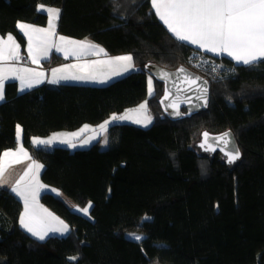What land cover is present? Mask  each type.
<instances>
[{
  "label": "trees",
  "instance_id": "1",
  "mask_svg": "<svg viewBox=\"0 0 264 264\" xmlns=\"http://www.w3.org/2000/svg\"><path fill=\"white\" fill-rule=\"evenodd\" d=\"M41 5L60 9V34L88 38L110 55L130 53L137 69L104 85L62 82L19 93L16 81L7 83L0 154L18 145L19 125L23 144L44 165L42 181L92 208L87 217L45 191L42 203L71 229L40 240L20 225L19 196L0 187V264H264V63L214 57L234 66L221 77L195 67L200 51L175 39L151 0H0V34H15L25 47L18 23L47 25ZM62 61L54 54L46 64ZM149 62L169 69L184 64L207 77L209 108L179 120L164 116V84L147 73ZM146 99L153 123L112 125L107 147L100 141L75 150L33 143L99 124ZM227 129L242 150L236 163L196 147L204 130Z\"/></svg>",
  "mask_w": 264,
  "mask_h": 264
},
{
  "label": "snow or ice",
  "instance_id": "2",
  "mask_svg": "<svg viewBox=\"0 0 264 264\" xmlns=\"http://www.w3.org/2000/svg\"><path fill=\"white\" fill-rule=\"evenodd\" d=\"M151 7L155 11V15L166 26L167 30L178 41L186 44L195 45L199 49L207 52L216 53L218 55L226 54L238 65L252 66L256 63H264V0H151ZM43 10V5H41ZM48 27L39 28L25 23H18V27L27 37L28 58L33 63H39L41 57H47L50 51L54 48L58 52H63L67 56H76L79 58L82 55H87L93 52L99 55L104 52V49L98 45H94L86 40H73L64 36L57 37L55 21L59 18V9H47ZM20 45L16 42L11 34L7 38L0 37V100L4 99V82L9 77H14L20 82V89L31 88L35 84L42 82L43 72H36L34 69L27 67H18L12 61H19ZM92 65L96 64H115L118 70L112 72L113 75H118L121 72H127L133 69V57L131 54L112 57L107 61H92ZM90 65H84L87 68ZM77 65H63L60 68L52 69L53 80L51 83H59L60 80L76 79L89 80L96 79L91 75H59L57 73H65L67 69L76 68ZM145 67H149L145 65ZM216 69L213 68V71ZM183 74L182 83L189 86H196L200 92L198 100H203L204 105L207 104V81L198 84L201 80L199 76L193 77L183 67L177 70ZM171 76L170 73L163 72L162 78L167 79ZM181 89L177 87L179 92ZM153 93V79L148 77V94ZM171 92L166 88L164 99L166 100ZM187 102H191L190 98L186 97ZM168 107L177 109L175 115L180 116L182 113L178 111L179 105L176 100H173ZM136 112L134 123L147 126L151 123V116L147 115V101L140 104L138 109L130 110ZM132 119L129 115L111 117L112 121ZM109 121H105L100 125L101 129H105ZM88 125H85L86 129ZM84 129H81L83 131ZM21 128L17 125V139L21 138ZM72 136L78 133L70 134ZM230 132H225L215 139L222 141L225 145L230 143ZM204 142L201 147L208 144L209 133H203ZM56 136L47 140L34 138L33 143L51 144ZM63 142L70 143L65 140ZM84 140L83 143H88ZM107 143V140H105ZM75 147L74 144L71 145ZM215 151L211 145L208 149ZM21 157L31 159L26 150L21 145L15 150H6L0 154V184L8 183L6 173L13 164L21 162ZM226 157L228 163H233L240 157L238 149L227 151ZM41 165L35 161L28 166L24 175L21 176L12 185V191L19 196L24 202V211L20 215L21 226L30 232L33 236L40 240H44L50 232H58L61 234L70 231L66 225L58 217L48 213L46 209L38 211L37 197L39 190L44 186L36 179ZM32 179L26 183L25 177L33 171ZM79 211L87 214L89 207L79 209ZM150 219V218H145ZM134 239L142 241L145 237L141 234H136ZM71 259L75 260L76 257Z\"/></svg>",
  "mask_w": 264,
  "mask_h": 264
},
{
  "label": "crops",
  "instance_id": "3",
  "mask_svg": "<svg viewBox=\"0 0 264 264\" xmlns=\"http://www.w3.org/2000/svg\"><path fill=\"white\" fill-rule=\"evenodd\" d=\"M49 8H52V9H59V8H56V7H46V6H43V10H41V7H40V10L41 11H44L47 13V9ZM60 10V9H59ZM48 14V13H47ZM59 18H60V13H59ZM59 18L55 21V25H56V28H55V31H56V34H57V37L59 36H64V37H67V38H70V39H73V40H86L94 45H98L100 48L104 49V52H101L99 55H96L94 54L93 52H89V54L87 55H82L80 56L79 58H77L76 56H65L63 54V52H58L56 51L54 48L50 51L49 55L47 57H41L39 59V63H33L29 58H28V51H27V37L24 35L23 31L18 27L20 33L24 36V38L26 39V45L25 47H23V45L21 44L20 40L18 39V37L15 35V34H12L11 35L14 37V39L16 40V42L20 45V60L19 61H12L11 63H15L17 64L18 67H27V68H31V69H34L36 72H43L44 75L43 77H41L40 79L42 80L41 83L39 84H35L33 87L31 88H25L23 91H21L20 89V82L18 79H15L14 77H9V79H7L5 82H4V99L3 100H0V103H2L5 99H6V85L8 82L10 81H16L17 82V86H18V92L19 93H24L26 91H29V90H32L34 88H37V87H40L42 85H46V84H49V85H58L59 83H62V82H81L79 80H71V79H68V80H60L59 83H51L50 81L53 80V73H52V69L54 68H60L61 66L63 65H77L76 68H71V69H67L65 71V73H57V76L59 75H67V74H70V75H91V76H96V75H99V74H102L103 71H104V67H106L107 64H96V65H92L91 62L92 61H107L108 59H110L111 57H114V56H118V55H110L108 53V51L101 45L95 43L94 41L86 38V39H76V38H72V37H68V36H65V35H62L58 32V23H59ZM49 19V17H48ZM19 23H25V24H28V25H32V26H35V27H39V28H47L48 27V23L47 25L45 26H38V25H34L32 23H28V22H19ZM8 35V34H7ZM7 35H1L0 34V37H3V38H7ZM193 47H195L196 49H198L200 52H203L209 56H212L213 58L217 57V58H223V57H226L228 59H230L231 61H233L234 63H236L234 60H232L230 57H228L226 54H221V55H218L216 53H211V52H207L205 50H202V49H199L197 46L195 45H192ZM54 54H58L60 56H62L64 58V61L62 62H59V63H56V64H46V61L49 60ZM120 55V54H119ZM25 56L28 58V62L25 63V62H22V57ZM90 65L88 67V69H86L84 67L83 70H79V66L81 65L82 67L84 65ZM100 66V67H98ZM96 68H99V70L97 72H93V71H89L87 73H83L84 70H93V69H96ZM85 83V82H84ZM34 138H38V137H34ZM33 138V139H34ZM23 145V148L26 150V152L28 153V155L30 156L31 159H25L23 157H21V162L18 163V164H13L7 171L6 173V179L8 181V183L6 184H0V187H4V188H9V189H12V186L9 185L10 182H13L15 183L16 180H18L21 176L24 175L25 171L28 169V166L32 163V161H35L37 164L38 162L33 158L32 154L30 153V151L28 150V148L25 147V145L23 144L22 142V134H21V138L18 142V145L15 147V148H12V149H7V150H15L17 149L20 145ZM36 145V144H34ZM6 151V150H5ZM41 164V167L39 168V171H38V176L39 174H42V171H43V168H44V165L42 162H40ZM35 170L33 171H30L29 172V175H32V173L34 172ZM41 176V175H40ZM36 177H37V173H36ZM43 182V181H42ZM22 183H26L25 181L22 182ZM44 183V182H43ZM45 186L43 188H41L39 190V192H44V191H54L53 187L52 188H49L51 186H48V184L44 183ZM23 201V200H22ZM24 203V202H23ZM43 208L39 207V210H42ZM24 211V209H23ZM22 211V212H23ZM21 225V224H20ZM23 228V227H22ZM24 229V228H23ZM26 230V229H24ZM27 231V230H26ZM28 232V231H27ZM29 234H31L30 232H28ZM32 235V234H31ZM50 235V234H48ZM33 236V235H32ZM35 237V236H33ZM48 237V236H47ZM37 238V237H35ZM38 239V238H37Z\"/></svg>",
  "mask_w": 264,
  "mask_h": 264
},
{
  "label": "rangeland",
  "instance_id": "4",
  "mask_svg": "<svg viewBox=\"0 0 264 264\" xmlns=\"http://www.w3.org/2000/svg\"><path fill=\"white\" fill-rule=\"evenodd\" d=\"M130 53H122L118 56H122V55H128ZM114 57H117V56H114ZM112 58V57H111ZM109 60V59H108ZM133 64H134V68L133 69H130L129 71L127 72H121L120 74L118 75H113L112 72L114 70H118L117 69V65L115 64H107L106 67H104V71L102 74H99V75H96V79H89V80H79L81 82H78V83H92L94 85H104V84H108L110 83L111 81L117 79V78H120V77H123L124 75H127L128 73H130L131 71H134L137 69L136 67V64L134 62V59H133ZM100 67V66H98ZM84 67H82L81 65L79 66V70H83ZM88 69V67L86 68ZM99 70V68H96V69H93V70H84L83 73H87L89 71H93V72H97ZM153 79V78H152ZM71 80H76V79H71ZM68 82V81H66ZM72 83V82H71ZM74 83V82H73ZM153 84H154V81H153ZM153 93H154V85H153ZM152 93V94H153ZM145 101H147V115L151 116V123L148 124L147 126L151 125L154 121V116L153 114L150 112L149 110V107H148V100H144L142 101L140 104L144 103ZM138 104L137 106H134V107H131V108H128L126 109L125 111L121 112V113H113L111 114L108 118H106L104 121H102L101 123L99 124H91V123H86L84 125H82L80 128L78 129H75V130H60V131H55V132H52L50 133L49 135L47 136H39L38 138L41 139V140H47L49 138H52L53 136H56L57 138L56 139H53L52 143L51 144H40L44 147H47L48 149H51L55 146H65V147H69L71 148L72 150H75V149H82V148H88L90 147L91 145H93L94 143L100 141L102 146L104 147H107L108 144H109V131H110V127L114 124H123V123H134V119L136 117V112L135 111H130V110H136L138 109L139 105ZM113 115H117V116H123V115H129L132 117V119H127V120H117V121H112L111 120V117ZM105 121H109L108 125L106 126L105 129H101L100 128V125L104 124ZM136 124V123H134ZM85 125H88V127L85 129L84 126ZM137 125H140V126H144V125H141V124H137ZM145 127V126H144ZM81 129H84L83 131H81ZM72 133H78V135H75V136H72L70 134ZM65 140H68L70 141V143H67V142H63ZM84 140H88L89 142L88 143H83ZM105 140H107V143H105ZM200 140V139H199ZM199 140H197L196 142V147H198V150L199 151H202L204 152L199 146H198V142ZM74 144L75 147H72L71 145ZM37 145V144H36ZM40 145H37V146H40ZM34 158V157H33ZM35 159V158H34ZM38 164H41L40 161H38L37 159H35ZM33 175V173H32ZM32 175H30L29 177H25V182H28L32 179ZM41 174H39L38 176V173H37V177L36 179L39 181L40 184H42L43 186H45V184L42 182V179H41ZM14 183L13 182H10L9 185H13ZM49 186V185H48ZM49 188H52V187H49ZM53 193L54 195H57L59 198L63 199L66 204L74 211L76 212H79L87 217H90L91 216V208H92V204L91 203H88L86 205H80L78 204L77 202H75L74 200H72L71 198H69L68 196H66L63 192H61L60 190L54 188L53 189ZM45 192V191H44ZM44 192H39V195L37 197V204L39 207L43 208V209H46L48 213H51L52 215H54L55 217H58L60 220H62L66 225H68L69 229H71L70 227V224L65 221L64 218H62L59 214H57L56 212H54L52 209H50L48 206H46L44 203H42L41 201V196ZM52 192V191H51ZM20 198V197H19ZM21 199V198H20ZM22 200V199H21ZM23 202V201H22ZM24 204V203H23ZM85 207H89V212L87 214H84L83 212L79 211V209H82V208H85ZM38 211L39 208L37 209ZM70 232V231H69ZM69 232L67 233H64V234H61V233H58V232H50L49 234L50 235H60V236H66L69 234ZM137 233H127V236L128 237H133L136 235ZM49 236V235H48Z\"/></svg>",
  "mask_w": 264,
  "mask_h": 264
},
{
  "label": "water",
  "instance_id": "5",
  "mask_svg": "<svg viewBox=\"0 0 264 264\" xmlns=\"http://www.w3.org/2000/svg\"><path fill=\"white\" fill-rule=\"evenodd\" d=\"M146 65L149 66V67H145V70L147 71V73L151 75L152 77H154L156 80L163 82L164 84L163 94L159 100L161 107L163 109V112H164V116H167L172 120H179L182 118L191 117L194 114L200 111L207 110L209 108L210 102H211V81L207 77L203 76L198 71L184 64H181L177 68H174V69L166 68L155 62H149ZM181 67H183L188 73H191L193 77L199 76L201 80L198 81V84H202L204 81H207L206 86H207L208 92H207L206 106H203L204 105L203 100L197 99V97L200 95V92L196 86H191V90H188L189 86L186 83H182L183 74L177 72V70ZM163 72L170 73L171 76L167 79H164L162 78ZM177 87L181 89L179 92L177 91ZM166 88L171 92V95H169L168 98L165 100L164 95H165ZM186 97L190 98L191 100L190 103L186 101ZM173 100H176V102L178 103L179 105L178 111L182 113V115L180 116L175 115L174 113L175 111H177V109L168 107V105L171 104ZM204 132L209 133V141H208V144H205L204 147H201V144L204 142V137H203ZM225 132H230L231 134L229 137L230 143L228 145H225L222 141L215 139L216 137H219L221 134ZM209 145L215 148V151L207 150ZM198 146L204 152H210V153L220 152L225 157H226L227 151L238 149L240 152V157L233 163H236L242 158V150L240 148L239 142L237 140L235 133L231 129H227L222 132H211L209 130H204L201 134L200 140L198 142ZM226 160H227V157H226Z\"/></svg>",
  "mask_w": 264,
  "mask_h": 264
},
{
  "label": "built area",
  "instance_id": "6",
  "mask_svg": "<svg viewBox=\"0 0 264 264\" xmlns=\"http://www.w3.org/2000/svg\"><path fill=\"white\" fill-rule=\"evenodd\" d=\"M29 60L27 57H22V62L27 63ZM192 64L197 68H202L204 70L210 71L212 74H214L217 77L224 76L227 73H232L234 70V66H229L225 64L221 60H217L213 58L212 56H209L203 52H198V54L195 56V58L192 61ZM213 68L216 70L213 71Z\"/></svg>",
  "mask_w": 264,
  "mask_h": 264
}]
</instances>
